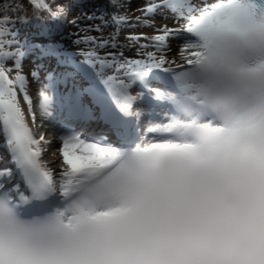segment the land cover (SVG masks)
<instances>
[{
	"label": "snow or ice",
	"instance_id": "snow-or-ice-1",
	"mask_svg": "<svg viewBox=\"0 0 264 264\" xmlns=\"http://www.w3.org/2000/svg\"><path fill=\"white\" fill-rule=\"evenodd\" d=\"M14 2L0 3V264H264V0L83 14L100 35L78 34L79 59L22 37ZM29 4L66 20L56 0ZM133 26L153 35L119 43ZM37 48L55 66L34 103ZM37 107L55 141L34 134Z\"/></svg>",
	"mask_w": 264,
	"mask_h": 264
},
{
	"label": "trees",
	"instance_id": "trees-1",
	"mask_svg": "<svg viewBox=\"0 0 264 264\" xmlns=\"http://www.w3.org/2000/svg\"><path fill=\"white\" fill-rule=\"evenodd\" d=\"M4 0H0V3H3ZM56 3L59 5H63L67 9V17L71 16L73 19L78 20L79 22L77 24L81 25L82 29L81 31L84 33V35H90V36H98V32L95 31H89L85 24L88 23H94V26H98L100 21L97 19L95 22H88L87 20L83 19V14H92V13H98V11L101 10V12H105V4L98 0H56ZM16 5H19V7H16ZM13 19H17L18 17L26 16L28 19L27 24H17L16 27L20 28L21 36H27L29 41L34 44H42L38 41H36L33 38V34L35 33H44L45 31H48L49 28L52 26V22H50L49 18L47 16H40L37 18L33 14V8L29 4V0H15L13 4V8L10 12ZM61 24L66 25L67 28H69L70 22L64 20L63 22H58ZM71 26L75 28L73 23H71ZM107 29V28H105ZM104 29V30H105ZM55 43V42H51ZM32 52L36 54V56H40V51L37 49H34Z\"/></svg>",
	"mask_w": 264,
	"mask_h": 264
},
{
	"label": "rangeland",
	"instance_id": "rangeland-1",
	"mask_svg": "<svg viewBox=\"0 0 264 264\" xmlns=\"http://www.w3.org/2000/svg\"><path fill=\"white\" fill-rule=\"evenodd\" d=\"M141 3H142V1L137 2V0H128V4L129 5H127L126 8H121V9H117L112 4V6L114 7V10H112V11L109 10V13H114V12H117V11H120L122 13H127L130 17L133 18V21H134L135 17H139L141 15V13L139 11H137V7ZM160 22L162 23V21H160L159 19H157V21H156L157 25H159ZM128 28H130V30L127 29L126 31L121 32V34H125L126 36L128 34H130V33L131 34L145 33V34H149L148 36H152L153 35V32H152V29L151 28H145V27H139V26H133V27H128ZM120 39H121L120 41H122L123 38H120ZM141 42H143V41H141ZM123 43H125L124 45L127 46L129 42L128 43L123 42ZM125 51H126V55L131 56L133 54V52L127 50V48L125 49ZM32 69H33V67L30 66L29 64H24V66H23V72L26 75H28ZM40 79H42V78H40ZM28 81H29V85H30V87H29V94H30V96L32 97V99H33V101L35 103L38 100L37 91H38V89H41L42 86H41V84L39 85L38 82L34 81L31 75H28ZM42 81H44V80L42 79ZM39 114H40V111H39V109L37 107L36 108V118H39ZM53 132L54 131L50 130L49 133H47L46 138L51 139L52 136H53ZM55 146L56 145H52V148H54Z\"/></svg>",
	"mask_w": 264,
	"mask_h": 264
},
{
	"label": "bare ground",
	"instance_id": "bare-ground-1",
	"mask_svg": "<svg viewBox=\"0 0 264 264\" xmlns=\"http://www.w3.org/2000/svg\"><path fill=\"white\" fill-rule=\"evenodd\" d=\"M160 24H161V22H160ZM147 35H149V34H147ZM169 57H171V58H178L177 42L176 41H172V51L169 53ZM38 121H39L40 127L37 130L33 127V125H31V122H30V126H32L33 132H34V134L37 137L41 133H43L45 136H47V133H49V131L46 128L48 126H49V128H51L53 130L54 129H57V128H54L55 127V124L49 123L48 120L43 119L41 117V114H39V120ZM100 127L101 126H97L96 127V130H99ZM55 135H56V133H54L53 136H52V138H51L53 141H55ZM1 138L2 139L0 140V157H3V155H4V158L0 159V165L3 164L4 162H6L8 160V153L5 150L4 140H3V137H1ZM53 145H56V144L54 143ZM44 160L49 163V166H51L52 161H53V155H52L51 149L49 151L45 152V154H44Z\"/></svg>",
	"mask_w": 264,
	"mask_h": 264
}]
</instances>
